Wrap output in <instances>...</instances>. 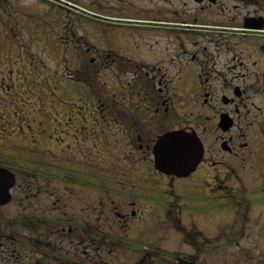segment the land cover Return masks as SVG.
<instances>
[{
    "label": "flooded vegetation",
    "instance_id": "1",
    "mask_svg": "<svg viewBox=\"0 0 264 264\" xmlns=\"http://www.w3.org/2000/svg\"><path fill=\"white\" fill-rule=\"evenodd\" d=\"M75 1L93 113L30 129L0 181V264H264V0ZM169 133L174 173L155 165Z\"/></svg>",
    "mask_w": 264,
    "mask_h": 264
},
{
    "label": "rangeland",
    "instance_id": "2",
    "mask_svg": "<svg viewBox=\"0 0 264 264\" xmlns=\"http://www.w3.org/2000/svg\"><path fill=\"white\" fill-rule=\"evenodd\" d=\"M59 4L67 5L55 0H0V161L7 163L6 167L12 166L13 156L30 162V129L48 126L47 116L56 126L65 115L68 119L78 114L89 120L93 113L94 90L73 85L72 78L81 77L78 68L82 61L75 58L71 41L81 30L89 36L94 26H80L74 16L77 13ZM113 92L118 90H106L107 95ZM79 99L86 102L76 113V108L67 104ZM68 122L71 127L73 121ZM71 141V136L66 137L64 146ZM52 150L59 156V146ZM40 172L36 170V177H63L60 170H46V175Z\"/></svg>",
    "mask_w": 264,
    "mask_h": 264
},
{
    "label": "water",
    "instance_id": "3",
    "mask_svg": "<svg viewBox=\"0 0 264 264\" xmlns=\"http://www.w3.org/2000/svg\"><path fill=\"white\" fill-rule=\"evenodd\" d=\"M180 139L181 138L179 136L169 134L163 136L157 141L154 154L156 157V166L159 167L160 170L166 172L173 171L172 162L179 163L181 161V156L183 155L185 149L182 148V145L178 143L176 144V142ZM165 165L170 166L167 168Z\"/></svg>",
    "mask_w": 264,
    "mask_h": 264
},
{
    "label": "trees",
    "instance_id": "4",
    "mask_svg": "<svg viewBox=\"0 0 264 264\" xmlns=\"http://www.w3.org/2000/svg\"><path fill=\"white\" fill-rule=\"evenodd\" d=\"M28 126H30V128H31V125L29 124ZM44 127H42V129H43Z\"/></svg>",
    "mask_w": 264,
    "mask_h": 264
}]
</instances>
